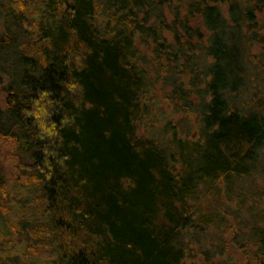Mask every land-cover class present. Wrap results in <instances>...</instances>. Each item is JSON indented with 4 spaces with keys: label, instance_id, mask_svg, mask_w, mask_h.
Returning <instances> with one entry per match:
<instances>
[{
    "label": "trees",
    "instance_id": "obj_1",
    "mask_svg": "<svg viewBox=\"0 0 264 264\" xmlns=\"http://www.w3.org/2000/svg\"><path fill=\"white\" fill-rule=\"evenodd\" d=\"M263 85L264 0H0V264H187L200 187L261 159Z\"/></svg>",
    "mask_w": 264,
    "mask_h": 264
},
{
    "label": "rangeland",
    "instance_id": "obj_2",
    "mask_svg": "<svg viewBox=\"0 0 264 264\" xmlns=\"http://www.w3.org/2000/svg\"><path fill=\"white\" fill-rule=\"evenodd\" d=\"M252 55L254 59L251 68L257 60L256 50L253 49ZM254 85L256 86V83ZM250 95L252 92L246 94L248 97ZM3 98L4 96L0 95V102ZM159 100L161 103L154 111L161 112L159 122L155 124L156 129L164 131L163 128L169 125L171 133H175L179 139L194 141L197 135L195 115L190 119L181 113L172 114V105L163 102L162 92L159 94ZM8 149L6 145H1V159L8 169V178L13 182L15 178L11 169L15 165L7 158ZM259 157L261 159L249 176L234 178L226 184L219 181L213 186L200 187L192 201L197 214L196 224L201 214H204L210 223L201 224V227L195 225L190 233H186L184 240L189 249L187 264L194 262L199 264L204 254L208 255L206 257L211 262L224 264H246L254 258L258 247L253 234L260 226V217L264 210V147ZM44 249L46 250L39 249L38 260L31 258L37 264H46L48 253Z\"/></svg>",
    "mask_w": 264,
    "mask_h": 264
}]
</instances>
